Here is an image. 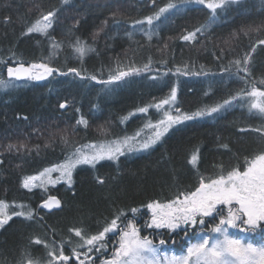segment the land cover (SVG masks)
<instances>
[{
    "label": "trees",
    "instance_id": "16d2710c",
    "mask_svg": "<svg viewBox=\"0 0 264 264\" xmlns=\"http://www.w3.org/2000/svg\"><path fill=\"white\" fill-rule=\"evenodd\" d=\"M169 2L176 7L152 25L135 23ZM52 10L57 12L47 35H24L41 14ZM210 16L211 10L196 0H0V80L9 81L0 87V201L25 213L12 214L0 227V264H21L26 252L47 264L48 249L36 239L51 247L62 245L64 255L82 251L74 230L96 235L121 212L118 230L134 222L145 231L149 203H166L178 192L194 191L199 176L207 182L232 167L243 170L245 158L264 152V115L250 111L245 98L253 85L264 90V44L259 43L264 40V0H232L216 10L215 22ZM202 25L207 28L195 41L181 38ZM77 38L93 49L82 59L73 47ZM53 43L60 47L54 49ZM245 54L250 56L247 72ZM41 63L59 71L39 81L7 74L8 67ZM118 71L130 74L105 83ZM173 88L183 113L231 103L174 125L147 150L125 151L118 160L104 159L94 168L78 165L71 184L23 186L26 177L63 163L81 145L141 134L149 120L156 124L169 109H137L159 103ZM81 117L87 126L77 123ZM197 148L193 167L190 159ZM49 196L62 201L61 210L43 209ZM216 223L206 218L204 225H187L176 233H144L157 245L165 241L169 252L182 254L195 239L191 233L209 231Z\"/></svg>",
    "mask_w": 264,
    "mask_h": 264
},
{
    "label": "snow or ice",
    "instance_id": "6c2138e0",
    "mask_svg": "<svg viewBox=\"0 0 264 264\" xmlns=\"http://www.w3.org/2000/svg\"><path fill=\"white\" fill-rule=\"evenodd\" d=\"M63 2L67 4L68 0H63ZM196 2L206 5L211 10L210 21L215 22L216 10L223 8L226 4L231 3L232 0H196ZM153 3H155V0H153ZM175 7V4L169 2L165 7L159 8L154 15L147 16L144 20H137L135 23L144 24L146 21L148 25H152L154 20H158L169 9ZM56 12L57 10H52L46 14H41L39 19L27 27L24 35L32 33L47 35L48 30L53 26ZM104 23L107 24V21H104ZM206 28L207 25H202L193 31L187 32L181 38L184 41H195L197 33H203ZM259 30V28L255 29V31ZM247 34L245 32V35ZM147 35L148 39L151 40V34ZM259 43L264 44V40H260ZM59 47L58 43H53L54 49ZM73 47L81 59L87 52L93 50L87 46L86 42H81L79 38L76 39ZM251 51L254 52L255 48H252ZM249 61L250 56L245 54L243 58V64L245 65L243 70L245 72L248 71L246 65ZM234 63L239 66L242 61L236 60ZM54 71L58 72L59 69H53L46 63L31 64L27 68L23 64H20L18 67L7 68L8 76L16 77L17 79L28 77L33 80H42L46 76L52 75ZM68 71L75 73L77 76L80 75L79 71L75 68H69ZM132 71L139 72L140 69H132ZM61 74L66 75L67 73ZM129 74V72L118 71L116 75L111 76L110 80L105 83H110L112 80H120ZM90 78L92 80L96 79L95 76H91ZM8 83L9 81L0 80V87H6ZM261 83H264V81H261ZM247 96L251 98L248 105L249 110H255L256 113L264 115V90H260L253 85ZM175 101L176 89L173 88L167 98L161 99L157 104L141 107L137 111L147 113L151 107L161 109L164 105L172 104ZM230 103V100H225L223 104L205 107L191 114L180 113L175 116L170 111L165 110L162 118L156 124H152L149 120L145 125L146 128L152 129V135L142 142L138 144L133 143L140 136V132L138 131L132 137L125 136L121 139H115L98 145H81L79 148H75L63 163L44 169L39 176L26 177L23 186L25 188L35 187L37 186L34 183L35 181L41 180L46 174L52 172H59L60 176L58 179L67 180L71 184L73 182V170L78 165L87 164L94 168L96 163L101 160H118L120 156L125 154V151L147 150L160 141L174 125L180 124L183 121L211 115ZM60 107L64 108L66 105L61 104ZM176 112L179 113V109H176ZM130 115L132 114L130 113ZM77 123L87 126V121L83 117ZM255 131L259 132L261 129H255ZM64 142H68L66 138ZM85 149H88V151H85ZM198 153L199 149L197 148L191 155L190 163L193 167L197 165ZM244 163L246 167L243 170L239 166L232 167L226 174L221 171L216 178L208 177L207 182L205 177L199 176V183L194 191L178 192L173 199L166 203L154 201L147 205V208L151 210V224H148V227H166L174 231L181 224H190L191 226L197 224L204 225L205 217H211L213 220L217 217L219 218V222L209 230V233L215 235L205 233L201 229L200 233L194 234L197 237V242L190 244L185 255H173L171 257L164 255L163 260L165 264H264V244L257 246L251 242H246L243 238L229 234V228H240L241 231L255 232L261 223L264 222V152L254 155L251 159L245 158ZM57 182L58 180H51L49 176L47 179L41 180L39 186L43 187L45 183L55 184ZM97 182L102 184L104 181L97 177ZM59 206L60 201L55 196H49L43 204L45 208ZM7 207L8 205L0 201V227L12 218L6 214ZM20 207L22 208L23 205ZM225 207L227 208V215L224 214ZM131 211L135 213L137 209H131ZM13 214L19 216L25 215L23 211L14 212ZM122 215H124L123 212L119 213L115 219L111 220L108 226H105L96 235L84 236L81 230L75 229V235L81 241L78 247L91 246L88 249L89 251L92 248H96L97 245L98 248H105L106 245L103 243L105 235L117 229V220ZM27 217L29 219L32 218L31 211L27 213ZM35 243H43L44 247L48 249L47 256L50 259L47 261V264H54V261L67 262L69 260V257L64 255L62 245L59 248L51 247L39 239H36ZM117 243L118 247L115 249L113 258L105 261L104 264H161L159 250L150 239L140 235V230L134 222H127L124 228L120 229ZM164 243L165 241H160V244ZM73 253L75 254V249H73ZM25 258V260L21 261V264H39L38 260L34 261L31 258L30 252L25 253ZM81 264H83V261H81Z\"/></svg>",
    "mask_w": 264,
    "mask_h": 264
},
{
    "label": "rangeland",
    "instance_id": "374dc122",
    "mask_svg": "<svg viewBox=\"0 0 264 264\" xmlns=\"http://www.w3.org/2000/svg\"><path fill=\"white\" fill-rule=\"evenodd\" d=\"M48 76H46L45 78H47ZM23 78L33 81V79H30L28 77H23ZM34 81H39V80H34ZM245 98H247L246 103H248V105H249V101H250L251 98L248 97L247 95H246ZM165 106L168 107V109H169L168 111H170L171 114L174 115V116L178 115L180 113H183L182 109L180 107L176 106V101L174 103H172V104L164 105L163 109H164ZM176 109H179V113L176 112ZM151 131H152V129H149V128L143 130L141 132L140 136L135 141H133V143L138 144L139 142H142L144 139L149 137L148 133H150ZM140 150H135V151L139 152ZM34 176H39V174L34 175ZM49 176H50L51 180H58V182L67 181V180L58 179L59 176H60L59 172H52L50 174H46V176L42 177L41 180H45ZM41 180H37L34 183L37 186H39L40 183H41ZM55 184H53V183H45L44 186H51V185H55ZM37 186H35V187H37ZM31 188H34V187H31ZM12 207L14 208V212H15V207L16 206L14 207L12 205ZM148 211H149V218H148V222L146 224V230H148V229H156L159 232L160 231L161 232L162 231H168L169 233H174V232L176 233L182 227H186L187 226L185 224H181V226L176 228L174 231L171 230V229H168L166 227L165 228H156L155 226L148 227L147 225L151 224V210L149 209ZM12 212H13L12 208L7 207V209H6L7 215L11 216L14 213V212L13 213ZM224 214L227 215V208L226 207L224 208ZM206 218H211V217H205L204 219H206ZM216 221H217V223L219 222V218L218 217L216 218ZM136 226H137V228H139L140 235L142 237H147L148 239H150L152 241V239L149 238L148 234L144 233L146 230L144 231L143 227H141V226H139L137 224H136ZM121 229H123V228H121ZM119 231L120 230L116 229L114 232H110V233H107L105 235V239L103 241V243L106 245L105 248H98V245H97L96 248H92V250L89 251L88 249L91 246L85 245L83 247L82 251H76L75 254L72 253L71 255H66V256H69L70 259L72 258L71 260L69 259L67 262L54 261V264H81V261H83V264H104L105 261L111 260L113 258V254L115 252V249L118 247L117 241L119 239ZM204 232L208 233L210 235H215V234L209 233V231H204ZM196 233H200V232H196ZM229 234L237 236V237H240V238H243L246 242H251V243H253V244L257 245V246L260 245V244H264V222L261 223L260 227H258L255 230V232L241 231L240 228H229ZM190 235L193 236L194 234L191 233ZM196 242H197V237L195 236L194 240H192L189 243H187V247H186L185 251L182 254H176V253L169 252L168 250H166L164 248L165 243L157 245V244H159L158 241H154V242L152 241L153 245L159 250V252L161 254V264H165V261L163 260V256L164 255H167L169 257H171L173 255H176V256L185 255L187 253V248L190 246V244H193V243H196ZM97 248H98V250H97ZM101 254H103V255L101 256ZM99 256H101V258H99ZM73 258L76 259V260H74ZM39 264H42V263H39Z\"/></svg>",
    "mask_w": 264,
    "mask_h": 264
},
{
    "label": "water",
    "instance_id": "95a60500",
    "mask_svg": "<svg viewBox=\"0 0 264 264\" xmlns=\"http://www.w3.org/2000/svg\"><path fill=\"white\" fill-rule=\"evenodd\" d=\"M56 197V196H55ZM59 201H60V206L59 207H53V208H45L44 207V210L46 211V212H53V211H58V210H61L62 209V207H63V205H62V201L58 198V197H56Z\"/></svg>",
    "mask_w": 264,
    "mask_h": 264
},
{
    "label": "flooded vegetation",
    "instance_id": "af4514ba",
    "mask_svg": "<svg viewBox=\"0 0 264 264\" xmlns=\"http://www.w3.org/2000/svg\"><path fill=\"white\" fill-rule=\"evenodd\" d=\"M44 204V203H43ZM43 209H44V207H43ZM117 236V235H116Z\"/></svg>",
    "mask_w": 264,
    "mask_h": 264
}]
</instances>
